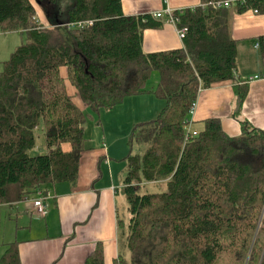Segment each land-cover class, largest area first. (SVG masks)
<instances>
[{
    "label": "trees",
    "instance_id": "obj_1",
    "mask_svg": "<svg viewBox=\"0 0 264 264\" xmlns=\"http://www.w3.org/2000/svg\"><path fill=\"white\" fill-rule=\"evenodd\" d=\"M213 1L174 11L178 26L188 29L183 47L146 52L144 31L163 21L150 12L126 15L122 0H35L48 25L34 0H0V32L24 35L0 72V205L76 182L91 112L147 92L158 71L153 93L165 104L156 118L136 123L129 137V146L136 142L143 151L125 157L130 217L120 221L124 248L115 264H264V129L242 117L249 81L237 75L231 29L235 10L264 13V0L224 8ZM78 21L93 23L69 26ZM254 41L264 59V35ZM224 81L234 82L241 133L231 136L220 118L210 117L187 138L201 90ZM41 124L48 152L31 155ZM152 183L166 188L152 191ZM2 261L21 264L18 242ZM85 264H104L101 247Z\"/></svg>",
    "mask_w": 264,
    "mask_h": 264
},
{
    "label": "crops",
    "instance_id": "obj_2",
    "mask_svg": "<svg viewBox=\"0 0 264 264\" xmlns=\"http://www.w3.org/2000/svg\"><path fill=\"white\" fill-rule=\"evenodd\" d=\"M200 4L201 0H122L126 15L153 13L168 8L182 10ZM39 18L43 22L40 15ZM159 19L163 21L161 26L144 31V51L157 52L183 47V39L179 36L176 25L167 21L165 15ZM231 29L237 40L238 77L248 80L258 76L249 80L242 117L247 118L255 127L264 129V59L254 41L258 36L264 35V13H254L251 9L242 13L235 10L231 18ZM61 74L67 77L66 67L61 68ZM152 75L150 78H153ZM149 81L150 79L147 84ZM159 82L160 73L150 86L146 84L147 92L128 96L122 104L107 111L124 114L127 113L125 109L139 108L140 115L130 119L133 126L156 118L155 115L164 107L163 103L156 101L160 98L153 93ZM68 92L83 109L87 108L70 85ZM235 108L233 81L204 88L199 94L195 113L191 114V127L200 130L205 119L218 117L228 134L239 135L241 124L233 115ZM85 148L76 182L48 185L45 213L38 214L30 201L1 205L10 207L16 222L12 226L14 236L5 243L6 248L0 258L2 264H6L2 257L12 242H18L21 264H85L97 247L103 250L104 264H115L124 248L119 198L122 200V195H125L127 164H120V158L124 154H116L121 149L114 143L110 147L105 143V138L102 142L87 139Z\"/></svg>",
    "mask_w": 264,
    "mask_h": 264
},
{
    "label": "rangeland",
    "instance_id": "obj_3",
    "mask_svg": "<svg viewBox=\"0 0 264 264\" xmlns=\"http://www.w3.org/2000/svg\"><path fill=\"white\" fill-rule=\"evenodd\" d=\"M35 5L38 9L41 19L45 24L48 25L49 21L46 18L44 10L41 8V6H39L38 3L35 2ZM23 39L24 35L19 31L7 33L0 32V72L3 70L4 61L10 57V54L22 42ZM152 74L153 78H150L149 84H147L148 86H150V84L156 80V76L159 75V72L154 71ZM156 101L163 103V106L165 104L164 100L156 99ZM138 104H140L139 100ZM85 111L87 113L90 112L89 109H85ZM125 111H127V113L124 114L119 112V114H116L115 112H109L107 110H101V112H91L92 118L89 116L88 121L85 124L86 141L87 139H92L93 141L100 140L102 142L105 138V143L109 144L110 147L111 143H114L115 146H118L121 149V151L116 153L119 156L122 153L124 154L120 158V164H127L125 157L129 154V152L137 154L143 151V147L136 142L133 143L132 147H130L128 143L134 124L132 121H130V119L136 115H140L139 108L134 110L133 107H131L129 110L125 109ZM157 114L155 116H158ZM35 134L37 142L36 146L30 150V154H46L48 152V147L46 144V136L43 124H41L35 130ZM63 148L66 150L69 149L70 143H63ZM150 188L152 191H161L165 190L166 185L163 183H152ZM122 197V200L119 198V213L121 219L125 224H127L130 217V212L128 209L126 196L122 195ZM9 208L10 207L0 205V258L2 252L6 248L5 243L11 241L12 236H14L12 233V226L15 225L16 222L15 218L12 216L13 212ZM0 264L2 263L0 262Z\"/></svg>",
    "mask_w": 264,
    "mask_h": 264
},
{
    "label": "built area",
    "instance_id": "obj_4",
    "mask_svg": "<svg viewBox=\"0 0 264 264\" xmlns=\"http://www.w3.org/2000/svg\"><path fill=\"white\" fill-rule=\"evenodd\" d=\"M163 1H166V0H163ZM248 1L249 0H217V1L211 2L210 5L213 6L214 8H224V7H232V6H236V5L246 4ZM251 10L254 13H259V8H251ZM174 11L175 10L168 8L165 11H161V10L154 11L152 14L156 18H162L163 15L167 16V21L176 25L179 36L181 38H183L188 29H187V27L180 28L178 26L179 19L174 16ZM92 23H93V21H78V22L69 23V26L81 28V27H84L85 25H92ZM255 46L259 47V43L256 42ZM257 77L258 76L252 77V78L248 79V81L252 80L254 78H257ZM197 105H198V100L192 104L191 109H190L191 114L195 113ZM186 132H187V138H189L192 135L197 134V132L194 129H192V127H191V121H189V125L186 128ZM47 193L48 192H45L43 189H39L33 196L32 195L26 196L23 199V201H25V202L30 201L32 203L34 209H36V212L38 214H43V213H45V211L47 209V203H46L47 198H48Z\"/></svg>",
    "mask_w": 264,
    "mask_h": 264
}]
</instances>
